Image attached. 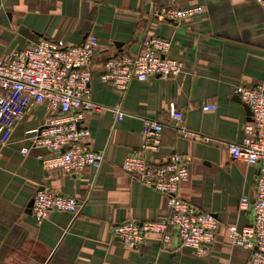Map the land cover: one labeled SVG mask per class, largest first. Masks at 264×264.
Here are the masks:
<instances>
[{
	"label": "crops",
	"instance_id": "1",
	"mask_svg": "<svg viewBox=\"0 0 264 264\" xmlns=\"http://www.w3.org/2000/svg\"><path fill=\"white\" fill-rule=\"evenodd\" d=\"M193 10V16L162 21L160 10ZM99 38L91 82L92 100L127 114L117 122L112 111L86 113L91 149L105 154L100 169L80 175L47 170L32 149L26 132L43 124L48 104L37 106L19 123L10 144L0 146V264H248L251 252L232 245L228 229H243L254 219L252 204L241 211L243 197L256 199L261 166L233 159L225 143L241 144L251 121L235 89L264 80V10L251 0H0V56L10 60L43 39L80 45L89 34ZM172 43L170 56L184 63L177 78L153 76L134 81L122 95L101 81L107 60L136 55L147 37ZM217 105V111H203ZM173 111L184 113V126L211 138L184 139L171 126ZM144 120L167 125L162 145L150 160L162 164L179 154L188 159L190 180L180 198L219 222L206 256L182 248L174 236L171 250L160 237L132 249L112 235L120 223L156 222L170 218L168 197L123 170L127 156L143 145ZM47 188L76 198V216L53 212L41 223L30 203Z\"/></svg>",
	"mask_w": 264,
	"mask_h": 264
},
{
	"label": "built area",
	"instance_id": "2",
	"mask_svg": "<svg viewBox=\"0 0 264 264\" xmlns=\"http://www.w3.org/2000/svg\"><path fill=\"white\" fill-rule=\"evenodd\" d=\"M264 10V0H251ZM198 9L167 10L157 13L162 21H175L193 16ZM172 43L159 37L142 40L136 55H119L104 65L101 81L109 82L124 95L134 81L148 82L151 77L161 79L179 77L184 63L170 56ZM99 50V38L89 34L80 45H68L63 40L43 39L10 60L0 56V146L10 144L16 126L37 106L48 104L50 114L43 124L26 132L31 147H23L21 154L28 156L32 149H43L39 156L47 170L59 169L66 174L80 175L86 169H100L105 154L90 148L91 131L84 125L86 113L112 111L121 122L126 113L121 108L107 109L92 100V65ZM235 94L251 112V121L245 126L246 138L241 144L225 143V148L235 160L250 166L260 165L261 173L256 184V199H241L240 210L250 204L254 211L251 225L228 229L231 243L251 252L248 264H264V80L255 87L239 85ZM217 105H205L203 111H217ZM185 115L173 111L171 126L184 139H212L190 131L184 126ZM167 125L156 120H144L143 145L129 154L123 170L142 184L168 197L170 218L156 222L126 221L112 228L113 237L125 246L137 249L154 235L160 237L164 250L172 249L174 236L182 248L206 256L219 229L213 214L203 212L180 198V188L190 180L188 159L174 154L167 162L152 163L150 157L162 145ZM83 205L74 197L60 195L47 188L33 197L32 216L41 223L50 219L53 212L78 215Z\"/></svg>",
	"mask_w": 264,
	"mask_h": 264
},
{
	"label": "water",
	"instance_id": "3",
	"mask_svg": "<svg viewBox=\"0 0 264 264\" xmlns=\"http://www.w3.org/2000/svg\"><path fill=\"white\" fill-rule=\"evenodd\" d=\"M239 98V97H238ZM239 100H240V98H239ZM246 109H247V111H248V113H249V115H251L252 116V112H251V110H250V108L246 105ZM32 207H33V201L30 203V205H29V208L32 210Z\"/></svg>",
	"mask_w": 264,
	"mask_h": 264
}]
</instances>
